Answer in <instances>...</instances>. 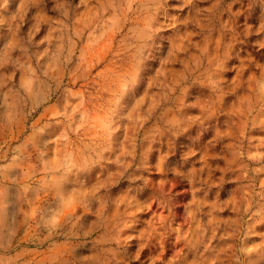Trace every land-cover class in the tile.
<instances>
[{"label": "rangeland", "instance_id": "374dc122", "mask_svg": "<svg viewBox=\"0 0 264 264\" xmlns=\"http://www.w3.org/2000/svg\"><path fill=\"white\" fill-rule=\"evenodd\" d=\"M0 264H264V0H0Z\"/></svg>", "mask_w": 264, "mask_h": 264}]
</instances>
